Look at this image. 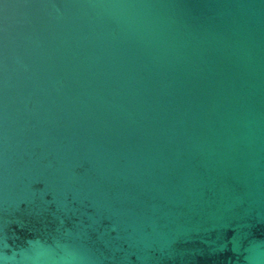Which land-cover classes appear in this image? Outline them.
<instances>
[{
	"label": "water",
	"instance_id": "water-1",
	"mask_svg": "<svg viewBox=\"0 0 264 264\" xmlns=\"http://www.w3.org/2000/svg\"><path fill=\"white\" fill-rule=\"evenodd\" d=\"M0 264H264V0H0Z\"/></svg>",
	"mask_w": 264,
	"mask_h": 264
}]
</instances>
